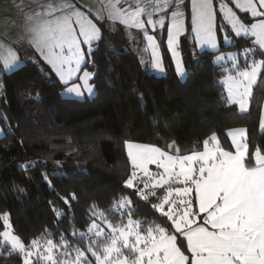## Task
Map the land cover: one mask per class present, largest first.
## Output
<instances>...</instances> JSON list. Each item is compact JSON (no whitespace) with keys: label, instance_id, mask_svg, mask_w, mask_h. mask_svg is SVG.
I'll list each match as a JSON object with an SVG mask.
<instances>
[{"label":"trees","instance_id":"obj_1","mask_svg":"<svg viewBox=\"0 0 264 264\" xmlns=\"http://www.w3.org/2000/svg\"><path fill=\"white\" fill-rule=\"evenodd\" d=\"M188 2L185 0V11ZM236 12L245 21L249 19L247 14ZM126 33L125 26L117 22L105 24L103 40L94 45L92 63L85 66L94 73L91 99L63 97L65 87L38 56L2 76L0 233L2 215L8 213L14 234L26 243L44 238L86 248L88 237L80 239L79 234L86 232L92 213L104 212L116 224L122 217L115 215L112 207L121 196L132 198L133 219L145 227L160 224L159 214L150 204L124 188L131 172L125 141L164 150L175 142L184 155L202 151L203 140L215 133L221 146L233 151L226 132L243 127L250 151L264 147V131L259 130L264 71L253 88L249 110L240 113L228 104L219 83L224 65L214 63L218 53L241 54L251 47L248 37L237 38L229 32L232 43L214 53L198 50L191 36L187 40L182 37L179 49L187 76L180 80L164 32L160 48L165 75L161 77L150 73ZM254 58L264 56L257 52ZM238 61L239 68L246 66L244 55ZM25 161L33 162L34 169L20 171L18 164ZM157 202L151 198V203ZM0 251L4 253L0 264H20L21 257L9 256L7 246Z\"/></svg>","mask_w":264,"mask_h":264},{"label":"snow or ice","instance_id":"obj_2","mask_svg":"<svg viewBox=\"0 0 264 264\" xmlns=\"http://www.w3.org/2000/svg\"><path fill=\"white\" fill-rule=\"evenodd\" d=\"M124 2L127 7L121 0H108L93 16L90 11H80L73 0H49L41 5L46 10L26 25L30 45L65 86V94H93L90 81L94 73L85 66L92 63L94 45L103 40L108 21L142 30L147 41L145 51L151 49V66L159 72L165 71L160 46L149 34V27L153 32L166 28L167 50L182 78L186 72L178 50L181 38L191 36L201 48L216 50L219 29L225 42L232 39L229 32L250 39L252 46L243 50L246 66L241 70L234 63L236 75L225 78L228 104L238 105L242 113L249 110L252 86L264 71V59L254 58L257 52L264 56V0H230L235 9L247 14V21L225 0H220L218 9L214 0H191L190 32L182 10L187 6L185 0H147L135 6L130 0ZM169 9H173L170 16ZM159 13L163 14L154 19ZM224 59L223 55L216 57L217 61ZM19 63L18 54L9 50L2 67L7 72ZM260 129L264 131V112ZM226 136L234 151L222 147L215 133L203 140L202 151L184 155L175 142L164 150L125 141L131 172L124 188L149 203L159 214L160 224L143 227L131 215L135 210L132 198L121 196L112 210L127 215V223L114 224L104 212H93L100 223L93 219L87 233L79 234L80 239L88 236L86 248L57 245L52 239L43 244L39 239L26 243L9 231L10 221L6 219L0 249L7 246L9 256L21 257L20 264H34V258L45 264H264V147L250 151L247 129L242 127L226 132ZM150 165L157 171H151ZM151 198L158 202L151 203ZM101 224L109 231L105 232ZM59 249L63 251L57 256Z\"/></svg>","mask_w":264,"mask_h":264},{"label":"crops","instance_id":"obj_3","mask_svg":"<svg viewBox=\"0 0 264 264\" xmlns=\"http://www.w3.org/2000/svg\"><path fill=\"white\" fill-rule=\"evenodd\" d=\"M145 1L147 2V0H144V3H146ZM107 2L108 0H73V3L76 4L80 11H90L93 16L98 14L102 4H106ZM225 2H228L234 11L238 10L235 9L234 4H232L230 0H225ZM48 3L49 0H0V80L3 75L18 70L23 65L25 60H33L35 56H38L40 59L39 54L35 51L34 45H30L29 43V33L26 25L36 14L45 11L46 9H42L41 5H47ZM9 50L18 54L20 63L13 69L5 72L2 65ZM40 60L45 64L42 59ZM46 66L49 68L48 65ZM57 80L59 81L58 78ZM65 91L66 89L64 88L62 93H65ZM94 93L95 91L93 90V94H91V96L94 95ZM87 94V91H83L82 96H88ZM68 96L69 97L67 98H78L74 94H68ZM235 106L237 107V105ZM263 110L264 101L261 113Z\"/></svg>","mask_w":264,"mask_h":264},{"label":"rangeland","instance_id":"obj_4","mask_svg":"<svg viewBox=\"0 0 264 264\" xmlns=\"http://www.w3.org/2000/svg\"><path fill=\"white\" fill-rule=\"evenodd\" d=\"M130 2L133 4V6H135L136 5V3L137 2H140V3H144V0H130ZM146 2V1H145ZM214 2L216 3V6H217V9H218V7H219V3H220V0H214ZM121 4L124 6H126L127 7V4L124 2V0H121ZM229 7H231L230 5H229ZM171 10H173V9H169L168 10V12H169V16H170V12H171ZM182 10L185 12V25H186V28L188 29V27L190 28L189 30H191V0H189V2H188V11H185L184 10V8H182ZM163 13H159V14H157L156 16H154L153 18L154 19H158L159 18V15H162ZM105 15H107L106 13H105ZM111 22H113V21H111ZM117 23H119L118 21H116ZM166 22H167V17H166ZM218 24H219V21H218ZM126 28V27H125ZM126 36H127V38L130 40V42L132 43V45H133V48L137 51V53H138V55L140 56V58H141V60H142V62H143V64L144 65H147L148 67H149V71H150V73L153 75V76H155V77H161V76H163V75H165V71L164 72H159V71H157V70H154L153 68H152V66H151V49H148L147 51H145V49L147 48V41L145 40V38H144V33H143V31L142 30H138V29H129V28H126ZM165 33V44H166V48H167V43H166V40H167V29L165 28V29H163V30H161V29H159V28H157V30L155 31V32H153L152 30H151V28L149 27V34L150 35H154L155 37H156V40H157V43L159 44V46H160V41H161V35H162V33ZM219 34L221 35V38L219 37ZM233 35H234V33H232ZM191 40L193 41V43L195 44V47L198 49V50H206V51H210V52H217L218 50H220V47L223 45V46H225V45H229V44H231L232 43V40H229L228 42H225L224 41V39H223V34L220 32V30L218 29V31H217V42H218V48L216 49V50H213V49H209V48H207V47H204V48H201L193 39H192V37H191ZM179 51H180V49H178ZM168 51V50H167ZM168 53H169V51H168ZM220 55H223L224 57H225V59L224 60H222V61H217L216 60V57L217 56H220ZM244 55V52L243 53H241V54H237V53H233V52H225V53H223V52H221V53H218L216 56H215V59H214V63L216 64V65H224V68H223V70L225 71V74L223 75V77L219 80V83L223 86V88H224V90H225V93H226V96H227V99H228V94H227V91H226V87H227V82H226V80H225V78L227 77V76H235L236 75V70L235 69H233L232 68V65L235 63V64H237L238 66H239V57L240 56H243ZM160 56H161V59H162V53H161V48H160ZM169 56H170V58H171V55H170V53H169ZM229 56H234L235 57V60H233V59H229ZM181 58H182V56H181ZM171 60H172V58H171ZM173 63V62H172ZM182 63H183V61H182ZM162 65H163V60H162ZM173 66H174V69H175V72H176V74H177V71H176V68H175V65H174V63H173ZM163 67H164V65H163ZM183 67H184V65H183ZM241 70L243 69V68H240ZM184 71L186 72V75L185 76H183V78L180 76V75H178L177 74V76L179 77V79L180 80H184L185 78H186V76H187V71H186V69L184 68ZM258 80V79H257ZM257 83V82H256ZM256 83L252 86V90L251 91H253V88H254V86L256 85ZM61 95L64 97H69L68 96V94H65V93H61ZM88 96H76V97H78V98H70V99H78V100H83V99H91L94 95H90L89 96V94H87ZM251 97V96H250ZM250 99V98H249ZM237 109H238V111H239V108H238V105H237ZM240 112V111H239ZM263 112H264V110H263ZM240 113H242V112H240ZM243 113H245V112H243ZM237 128H241V127H237ZM243 128V127H242ZM234 129V128H233ZM230 130H232V129H230ZM230 130H228V131H230ZM261 130V129H260ZM227 131V132H228ZM3 136V131H2V129H1V127H0V138ZM229 138V140H230V137H228ZM230 142H231V140H230ZM141 144V143H140ZM234 149V148H233ZM125 153H126V156H127V149H126V147H125ZM128 158V157H127ZM129 161V160H128ZM129 165H130V162H129ZM150 167V170L151 171H153V172H155V171H157V169L155 168V166L154 165H150L149 166ZM130 168H131V165H130ZM96 213H98V212H96ZM116 213V214H115ZM114 214L115 215H117L118 217H122V218H119V220H118V222L116 223V224H122V223H127V219L128 218H126V219H123L124 217V215H121L119 212H114ZM9 220V216L8 217H5V214H3L2 215V224L4 225V223H5V220ZM93 219H96L97 220V222L98 223H100V220H99V217L98 216H96V217H94L93 216ZM122 220H124L123 222H122ZM91 224V223H90ZM89 224V225H90ZM101 226L102 227H104L105 228V232H108L109 230L106 228V226L104 225V224H101ZM143 227H145V224L144 225H142ZM89 227V226H88ZM4 231V228H3V230H2V232ZM9 231L10 232H12L13 234H14V232H13V230H12V227H11V224H10V227H9ZM1 232V233H2ZM85 233H87V229H86V232ZM86 237H88L87 235H85ZM93 239H96L95 237H93ZM40 240V242L43 244L47 239H44V238H40L39 239ZM0 241H1V243L3 242V237L2 236H0ZM55 244H57V245H60V244H64V242L63 241H61V242H54ZM88 245V244H87ZM63 251V249H59V251H57L56 252V255L57 256H59V252H62ZM187 254V253H186ZM73 255H74V253H73ZM90 259H91V257H89ZM34 264H45V262L44 261H39V260H35V258H34Z\"/></svg>","mask_w":264,"mask_h":264},{"label":"water","instance_id":"obj_5","mask_svg":"<svg viewBox=\"0 0 264 264\" xmlns=\"http://www.w3.org/2000/svg\"><path fill=\"white\" fill-rule=\"evenodd\" d=\"M25 164H27L28 167H26V168H22L21 165H25ZM34 167H35V164H34L33 162H28V161L20 162V163L18 164V168H19L20 171H28V170H32V169H34Z\"/></svg>","mask_w":264,"mask_h":264}]
</instances>
